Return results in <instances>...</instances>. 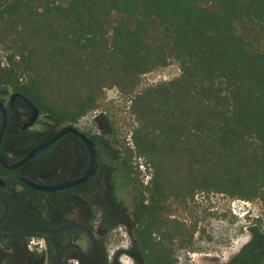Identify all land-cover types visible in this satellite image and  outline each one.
<instances>
[{"label":"trees","instance_id":"16d2710c","mask_svg":"<svg viewBox=\"0 0 264 264\" xmlns=\"http://www.w3.org/2000/svg\"><path fill=\"white\" fill-rule=\"evenodd\" d=\"M0 44V86L57 124L95 109L105 88L133 91L141 73L178 62V77L132 95L138 125L120 151L121 185L140 199V264H178L176 246L193 242L197 222L172 216L169 199L262 195L264 0H0ZM133 151L151 169L147 196ZM252 233L232 262L260 259L264 236Z\"/></svg>","mask_w":264,"mask_h":264},{"label":"flooded vegetation","instance_id":"af4514ba","mask_svg":"<svg viewBox=\"0 0 264 264\" xmlns=\"http://www.w3.org/2000/svg\"><path fill=\"white\" fill-rule=\"evenodd\" d=\"M14 91L0 86V102L6 115L1 150L9 163L0 161V217L5 208L3 201L6 203V213L0 220V264H53L67 244L72 245L63 251L59 264H72L74 260V264H121L122 254L140 264L141 251L132 236L140 218L139 195L121 185L124 176H115L117 172L124 175L118 168L122 152L100 135L81 129L80 119L67 123L83 132L95 146L94 173L60 189L32 186L23 178L56 184L80 177L90 163V147L79 135L66 132L48 147L14 164L65 125L57 124L40 110L31 124H24L29 120L31 107L21 96L10 103ZM114 176L118 180L116 187L110 183ZM72 222L84 225L93 242L83 229L75 226L6 235L27 226L55 228ZM120 222L128 227L133 242L127 247L117 245L109 254L107 234ZM232 261L228 264H236Z\"/></svg>","mask_w":264,"mask_h":264},{"label":"rangeland","instance_id":"374dc122","mask_svg":"<svg viewBox=\"0 0 264 264\" xmlns=\"http://www.w3.org/2000/svg\"><path fill=\"white\" fill-rule=\"evenodd\" d=\"M5 50L0 44V58L3 59ZM181 74L176 60L172 59L165 66H158L150 71L141 73L135 82L133 91L119 87L105 88L95 109L89 111L79 120L81 129L100 135L107 143L118 151L126 147L133 148L132 132L138 121L130 111L131 97L136 92L149 85H157L170 81ZM127 164L133 171L137 170V181L148 195L151 172L143 156L135 151L127 153ZM117 172V171H116ZM115 176L122 178L121 172ZM111 180L113 187L117 179ZM101 178L97 177L99 181ZM264 196V186L262 187ZM262 195L243 198L230 196L218 191L198 190L187 204L169 199L172 205V216L189 222H197V231L193 242L185 246H176L178 264H228L248 243L252 229L258 227L264 236V197ZM98 209L97 212H99ZM37 238H34L36 241ZM133 242L125 223H118L107 234L109 254L117 245L127 247ZM260 243H263L261 241ZM262 256L256 264H264V245ZM123 264H135L126 254L121 255ZM75 263V260L70 262ZM121 263V264H122Z\"/></svg>","mask_w":264,"mask_h":264},{"label":"water","instance_id":"95a60500","mask_svg":"<svg viewBox=\"0 0 264 264\" xmlns=\"http://www.w3.org/2000/svg\"><path fill=\"white\" fill-rule=\"evenodd\" d=\"M17 96H21L30 105L31 115L29 117L28 122H26L24 124H31L34 121L35 117L38 115L39 108L30 99H28L25 95H23L19 91H14L11 93L10 98H9L10 99L9 102L12 103V100ZM0 110L2 111V115L0 116V161L4 164L9 165L8 160L5 158V155L2 153V150H1V141L3 138L4 128L6 125L5 108L1 102H0ZM66 132H73V133L79 135L80 137H82L86 141V143L90 147V163H89L88 167L86 168V170L83 172V174L80 177L75 178L73 180L63 181V182L56 183V184H41V183L35 182L29 178H23L27 183L31 184L32 186L38 187L40 189H60V188H63L65 186L71 185L77 181H80L84 178H87L94 173V171L96 169V163H97L95 146L93 145V143L91 142L89 137H87L83 132H81L74 125H71V124L63 125L58 131H56L48 139H46L41 144H39L36 147H34L33 149H31L21 160L17 161L14 164H18L21 161L32 156L33 154H35V153L41 151L42 149L48 147L49 145H51L53 142H55L61 135H63ZM3 203H4L5 208H4V212H3L2 216L0 217V220L6 213V203H5V201H3ZM70 226H75V227H79V228L83 229L88 234V236L91 240V243L93 242V236L88 231V229L84 225H82L80 223H74V222L68 223L65 225H61V226H58L55 228H46V227H41V226H27V227H23L21 229H18L14 232L6 233V235L18 233V232H21L23 230H38V231H43V232H50V231H55V230H59V229H62L64 227H70ZM71 245L72 244H67L61 248V250L59 251L58 256H57V258L53 264H59L61 257H62V254H63V251Z\"/></svg>","mask_w":264,"mask_h":264}]
</instances>
